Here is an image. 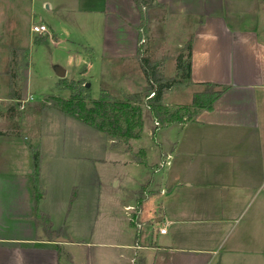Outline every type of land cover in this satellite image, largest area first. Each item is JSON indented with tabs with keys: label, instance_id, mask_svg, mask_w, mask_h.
<instances>
[{
	"label": "crops",
	"instance_id": "crops-1",
	"mask_svg": "<svg viewBox=\"0 0 264 264\" xmlns=\"http://www.w3.org/2000/svg\"><path fill=\"white\" fill-rule=\"evenodd\" d=\"M13 2L16 17L47 26V33L36 36L81 50V66L72 80H87L90 89L85 75L91 68L101 81L109 60L136 58L142 16L147 22L150 12L146 14L134 0ZM154 3L176 22L186 18L185 42L191 40L188 86L213 82L228 88L210 111L191 106L200 89L191 93L188 102L168 89L163 104L169 112L179 111L182 120L161 124L153 136L154 117L142 100L139 136L125 143L49 105L38 117L28 112L22 119L19 114L34 96L19 110V102L8 97V82L1 85L5 94L0 97V117L5 118L6 106L13 101V127L26 135L0 129V264H76L72 246L89 248L94 245L91 239L106 234L88 226L97 219L102 191L113 196L116 222L124 226L126 235L122 233L121 240L122 234H116V241L97 245L116 248L120 257L129 256L138 264H264V0ZM66 74L64 78L71 81ZM28 83L27 78V89ZM101 90L99 86L98 95ZM57 92L52 96H70L63 86ZM122 93H140V89ZM138 152L142 154L136 160L133 155ZM169 154L171 165L154 173ZM107 161L132 174L134 187H126L119 172L110 179L114 187H102L103 172L98 167ZM34 171L45 190L39 208L66 242L47 240L32 220L30 174ZM142 190L147 191L141 206L144 230L137 240L125 208ZM73 191L76 198L68 210ZM160 228L165 233H159ZM106 235L114 240L115 229ZM137 241L140 249L135 248Z\"/></svg>",
	"mask_w": 264,
	"mask_h": 264
},
{
	"label": "rangeland",
	"instance_id": "rangeland-1",
	"mask_svg": "<svg viewBox=\"0 0 264 264\" xmlns=\"http://www.w3.org/2000/svg\"><path fill=\"white\" fill-rule=\"evenodd\" d=\"M14 7L15 4L13 0H0V86H4L5 82L6 84L8 82V77L5 76L6 74L4 73L10 67L12 50L14 48L28 49L29 65L28 68L25 69V74L23 75V78L26 80V85L23 87V95L24 97L28 94L33 95L34 100L33 102L28 103L25 112L23 114L20 113L19 116L24 119L26 115H28V112H32L33 115L38 117L42 109L48 107V105L55 107L53 105L56 101L51 100L49 97L57 95L58 86H63L61 80L59 79L58 81L56 76L57 69L62 68L67 71L66 77L71 81H73L72 79L77 78L81 66V58L79 57L81 50L69 45L65 46L64 44L56 43L51 40L50 37L39 38L34 35L30 31L31 23H28L26 17L24 16L16 17L13 13ZM145 11L147 14L148 10L145 9ZM37 18L38 17L36 16V21ZM173 19H175V17L166 15V10L164 9L154 7L150 10L147 15V30H145L146 41L141 48L140 57L149 59V61L155 66L156 70L159 71L165 78L174 79V82L171 83V87L169 89L178 91L177 94L179 99L182 102H188L191 98V93L195 90L201 89V87H189L188 80L182 76V72L178 69L176 61L177 57L182 55L184 59L186 58L187 52L184 49V46L186 44L185 39L188 35L183 31L186 18H180L177 22ZM178 43H183V46H177ZM23 58V53L19 52L16 57L17 65L14 66L15 68L21 66L24 60ZM98 65L99 64H95L97 67ZM103 72L104 76H102L101 81H98L99 73L97 74V72L94 71V68H91L85 75L91 83V97H98L99 86L100 88L102 87V90L106 91L115 98H121L120 96L123 94V89H136V91L140 89V92H142L146 87L145 77L141 69L139 59L134 58L133 60L125 59L119 61L116 59L109 60V63L103 65ZM20 73L21 71L19 74ZM27 78L29 81L28 89ZM85 81L87 82V80ZM54 87L56 89H54ZM4 94L5 90H0V97ZM63 94H65V92H63L62 95ZM10 104H13V101ZM10 104L8 103L6 107ZM181 110L184 113L186 109L185 107H182ZM184 115L187 114L184 113ZM14 116L15 113L12 117H0L1 131L2 129H6L7 133L22 136L26 135L22 131V128L13 127ZM36 122H39V118H37ZM37 136H39V134L33 137L36 138ZM138 153L139 155L142 154L141 152ZM98 168L100 173L103 172L102 187H114V183H112L110 179L116 172L124 174L127 181L126 187H134V176L132 174L127 175V173L124 172V169L119 165L109 163L107 161L104 165H99ZM113 191H115L114 195L116 197V189ZM141 192H143V190ZM136 196L141 198L142 194ZM137 199H135V201ZM99 201L100 205L97 219L94 223H90L88 226H94L95 229H98L101 233L106 234L111 229H115V239H108V235L101 234L99 238L91 239L90 242L94 243V245L89 248L85 245L72 246V251L76 255V264H138V261H130L129 256L120 257L118 253H116V248L113 249L97 245L102 243L108 244L116 241V234H122V230L124 229L123 225L121 226L119 222H116L117 212L116 205L112 202L113 196L106 195V193L102 191V197ZM90 215L91 213H89L88 219L91 218ZM123 224H126L129 227L127 222H124ZM119 228H121V231ZM123 234L126 235L125 233ZM123 234L120 237L121 240L123 238ZM121 240H119V242ZM86 249H90V254L86 253ZM86 256L87 258H85ZM61 257L63 261H67L66 254H62ZM87 259L88 263H86Z\"/></svg>",
	"mask_w": 264,
	"mask_h": 264
},
{
	"label": "trees",
	"instance_id": "trees-1",
	"mask_svg": "<svg viewBox=\"0 0 264 264\" xmlns=\"http://www.w3.org/2000/svg\"><path fill=\"white\" fill-rule=\"evenodd\" d=\"M141 9L151 10L154 7H159L154 3V0H134ZM141 28L143 32H139V39L142 33L147 30L146 17L142 16ZM141 48H137L135 57L139 59L141 69L144 73L146 87L140 93L122 94L121 98H115L104 90H101L97 98H92L90 87H86L85 80L67 81L65 78L60 79L65 89L70 91L69 98L49 97L56 101L53 106L58 108L63 114L73 117L80 122L87 124L97 131H100L114 140L128 142L130 139L138 138L139 131L142 128L143 120L140 112V103L148 95L150 91L155 90L153 98L148 100L151 107L150 111L156 119L163 125L172 121L182 120L179 111L169 112L163 104V97L166 91L171 87L174 79L165 78L149 59L140 57ZM184 49L186 50V58L182 55L177 57L178 69L182 72V76L187 80L190 79L191 70V40L189 39ZM21 52L24 55V60L21 66L17 65L16 57ZM12 58L10 67L5 74L8 76V92L11 100L24 99V89L26 80L23 78L25 69L28 68V49L12 50ZM21 69V70H20ZM21 73L19 74V72ZM153 82V83H151ZM201 89L193 94L191 106L196 109L212 110L214 102L228 88L225 85H220L213 82L199 83ZM144 104V103H143ZM44 106V105H43ZM15 111V104H10L5 112V116L12 117ZM142 153V152H141ZM134 158L139 160V153H134ZM35 163L38 162V155H34ZM30 188L33 203L32 220L36 227H40L47 240L54 241L58 234L52 230V222L50 217L42 212L39 208V202L45 195V190L41 185L40 177L37 172L30 174ZM76 198L75 191L72 192L68 210L72 202Z\"/></svg>",
	"mask_w": 264,
	"mask_h": 264
},
{
	"label": "built area",
	"instance_id": "built-area-1",
	"mask_svg": "<svg viewBox=\"0 0 264 264\" xmlns=\"http://www.w3.org/2000/svg\"><path fill=\"white\" fill-rule=\"evenodd\" d=\"M144 9V7H142ZM30 31L34 34V35H42L44 33L48 32V28L44 23L38 22V23H32L31 27H30ZM140 32H143V29H140ZM145 34L142 33L141 38L138 41V45L139 47H142L145 43ZM153 83V82H151ZM155 95V90L153 89L152 91H150L148 93V95L144 98V107L148 110L151 109L148 100L153 98ZM33 99L32 95H28L26 96L24 99L19 100V110H23L25 107V104L28 103L29 101H31ZM161 128V123L158 121V119H156L154 117L153 119V130L150 132V135H155ZM172 163V155H166L164 158H162L157 166L153 169L154 173L160 172L162 169H166L168 168ZM264 185V182H263ZM142 196L141 198L139 197L135 203L133 205L127 206L125 208L126 211H129L128 213V217L130 222L133 224V226L135 227L136 230V236H137V240H139V236L140 233L144 230V222L141 219V215H142V202L144 201V199L147 197V191L143 190V192L141 193ZM165 228H160L159 229V233H165ZM135 248L136 249H140L141 246L139 245L138 241L135 244ZM132 260H135V258H133Z\"/></svg>",
	"mask_w": 264,
	"mask_h": 264
},
{
	"label": "water",
	"instance_id": "water-1",
	"mask_svg": "<svg viewBox=\"0 0 264 264\" xmlns=\"http://www.w3.org/2000/svg\"><path fill=\"white\" fill-rule=\"evenodd\" d=\"M56 76L58 78H64L65 77V70L62 69V68H58L57 69V72H56ZM86 87H90V84L89 83H86L85 84ZM56 243H60V242H66V239L61 237V236H58L55 240H54Z\"/></svg>",
	"mask_w": 264,
	"mask_h": 264
}]
</instances>
